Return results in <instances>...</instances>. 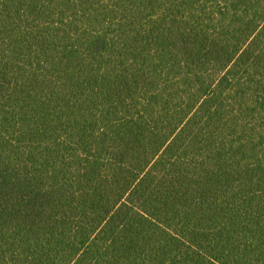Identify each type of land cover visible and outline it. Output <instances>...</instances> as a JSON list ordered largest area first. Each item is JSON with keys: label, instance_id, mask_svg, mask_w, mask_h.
I'll list each match as a JSON object with an SVG mask.
<instances>
[{"label": "trees", "instance_id": "obj_1", "mask_svg": "<svg viewBox=\"0 0 264 264\" xmlns=\"http://www.w3.org/2000/svg\"><path fill=\"white\" fill-rule=\"evenodd\" d=\"M0 264H264V0H0Z\"/></svg>", "mask_w": 264, "mask_h": 264}]
</instances>
